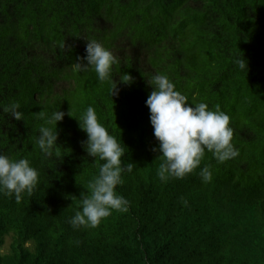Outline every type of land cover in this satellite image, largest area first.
<instances>
[{"label":"trees","instance_id":"trees-1","mask_svg":"<svg viewBox=\"0 0 264 264\" xmlns=\"http://www.w3.org/2000/svg\"><path fill=\"white\" fill-rule=\"evenodd\" d=\"M91 40L117 57L118 95L94 70L75 69ZM240 56L247 72L233 63ZM157 74L189 104L229 115L237 157L206 152L185 178H158L145 104ZM13 102L22 120L2 112ZM89 106L133 164L116 189L130 205L73 229L103 163L83 146ZM57 110L59 147L46 156L37 139ZM0 154L39 173L21 202L0 195V264H264V0H0Z\"/></svg>","mask_w":264,"mask_h":264},{"label":"clouds","instance_id":"clouds-1","mask_svg":"<svg viewBox=\"0 0 264 264\" xmlns=\"http://www.w3.org/2000/svg\"><path fill=\"white\" fill-rule=\"evenodd\" d=\"M82 59L86 63H75V69L78 72L94 70L100 82L112 85L111 97L118 95L117 82L113 76V66L118 63L117 57L98 41L91 40L87 41L86 55ZM233 63L239 70L247 72V62L242 56ZM121 81L130 83L132 77L125 74ZM150 85L154 90L146 85L145 90L150 94L145 104L150 112L154 137L159 143V157H163L157 170V176L162 182L172 178L183 179L193 173L200 168L206 152H211L219 163L239 155L238 149L232 143L230 117L219 106L213 111L204 102L189 104L188 98L175 90V84L166 75H154ZM20 107L19 102H13L3 107L2 112L19 121L23 119ZM64 115L61 111H54L46 121L48 125H54V129L40 128L37 145L46 156H51L59 147L56 125L63 120ZM78 123L87 134V140L83 142L85 151L90 157L98 158L103 163L99 167V174L89 183L87 192L81 195L80 209L75 211L68 222L73 229H94L114 211H128L130 202L116 189L123 183L124 173L133 170V164H122L125 146L99 121L93 107L86 109ZM200 175L205 182L212 179V173L207 166L201 169ZM38 183L39 173L29 160H12L0 154V195L14 197L19 203L25 193H33Z\"/></svg>","mask_w":264,"mask_h":264}]
</instances>
